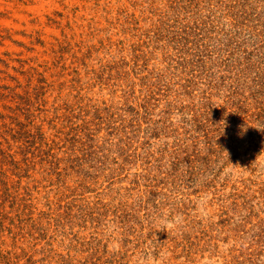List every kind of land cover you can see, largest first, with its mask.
<instances>
[{
	"label": "rangeland",
	"instance_id": "obj_1",
	"mask_svg": "<svg viewBox=\"0 0 264 264\" xmlns=\"http://www.w3.org/2000/svg\"><path fill=\"white\" fill-rule=\"evenodd\" d=\"M0 264H264V0H0Z\"/></svg>",
	"mask_w": 264,
	"mask_h": 264
},
{
	"label": "clouds",
	"instance_id": "obj_2",
	"mask_svg": "<svg viewBox=\"0 0 264 264\" xmlns=\"http://www.w3.org/2000/svg\"><path fill=\"white\" fill-rule=\"evenodd\" d=\"M183 218L180 215H176L172 220H168L167 214L157 219V223L162 225V228H174L182 224Z\"/></svg>",
	"mask_w": 264,
	"mask_h": 264
},
{
	"label": "bare ground",
	"instance_id": "obj_3",
	"mask_svg": "<svg viewBox=\"0 0 264 264\" xmlns=\"http://www.w3.org/2000/svg\"><path fill=\"white\" fill-rule=\"evenodd\" d=\"M43 5H44V2L41 1L40 4H38V5L36 6V8H37V7H38V8L43 7Z\"/></svg>",
	"mask_w": 264,
	"mask_h": 264
}]
</instances>
